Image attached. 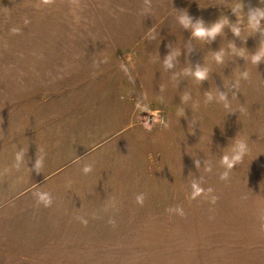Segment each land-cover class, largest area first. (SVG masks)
<instances>
[{"label":"rangeland","instance_id":"rangeland-1","mask_svg":"<svg viewBox=\"0 0 264 264\" xmlns=\"http://www.w3.org/2000/svg\"><path fill=\"white\" fill-rule=\"evenodd\" d=\"M238 5L0 0V264H264V27L247 16L264 4L243 0L239 38L178 23L235 25Z\"/></svg>","mask_w":264,"mask_h":264},{"label":"clouds","instance_id":"clouds-1","mask_svg":"<svg viewBox=\"0 0 264 264\" xmlns=\"http://www.w3.org/2000/svg\"><path fill=\"white\" fill-rule=\"evenodd\" d=\"M43 2L47 4V3H51V0H43ZM260 2L264 4V0H260ZM243 7H244L243 0H239V5L234 6L232 8V11L236 14L238 18L237 23L235 25H230L227 17L222 15L219 20H217L215 23L211 24L210 26L206 27L202 19H198L195 21V23H193V18L190 17L187 14V12H183L178 17V23L184 29H188L191 31L192 38L205 43H211L213 40L216 39L217 36H221V34L224 33V29L226 27L230 28V30L232 31L235 37L239 38L241 33L240 25L243 18L242 15ZM247 16H248V24L251 26L253 32L261 31L262 27H264V25L261 24V22L264 21V10L260 8H255V9L249 8ZM13 31H15V29H13ZM224 55L225 53L222 51L217 52L214 57L215 62L218 64H222L224 62ZM171 59H172L171 56L165 59L164 61L165 67L172 66L170 63ZM262 60H264V49L259 48L255 53L251 54V63H253L254 65L258 66ZM192 75L197 81L202 82L208 79V70L206 68L202 69L197 67V70L194 73H192ZM243 75L244 78H247L248 74L247 72H245ZM183 99L187 100L189 99V97L185 96ZM212 99L213 97L211 95L207 96L208 101H211ZM219 99L221 101L226 102L227 101L226 94L220 93ZM225 107H227V103H225ZM247 152H248V146L245 141L236 142L231 155L230 156L224 155L221 157V164L226 168V171L221 174L220 178L227 179L228 172L231 169H233L237 164L243 161V158L247 154ZM22 156H23V152L18 154L16 156V159L21 160ZM41 164H42L41 160L37 159L34 168L35 171L38 173L40 171ZM90 170L91 169L89 167H86L84 169V172L87 173ZM142 199H143L142 197H137V201L140 203H142ZM40 200L44 203L45 207L50 206L52 203L50 196H47L46 194L41 195ZM84 223L86 224V221H84Z\"/></svg>","mask_w":264,"mask_h":264}]
</instances>
